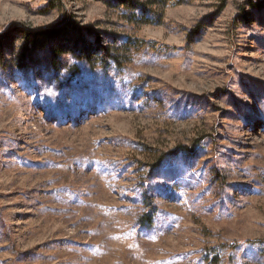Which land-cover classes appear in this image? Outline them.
Masks as SVG:
<instances>
[{"label":"rangeland","instance_id":"1","mask_svg":"<svg viewBox=\"0 0 264 264\" xmlns=\"http://www.w3.org/2000/svg\"><path fill=\"white\" fill-rule=\"evenodd\" d=\"M0 264H264V0H0Z\"/></svg>","mask_w":264,"mask_h":264},{"label":"trees","instance_id":"2","mask_svg":"<svg viewBox=\"0 0 264 264\" xmlns=\"http://www.w3.org/2000/svg\"><path fill=\"white\" fill-rule=\"evenodd\" d=\"M222 1H224V0H222ZM56 33H57V32H54V31L52 32V31L50 30L48 34H49V36H51V35H54V34H56ZM39 35H46V34H45V32H42V33H39ZM26 39H27V38H26ZM26 44H28V41H27V40L25 41V45H26Z\"/></svg>","mask_w":264,"mask_h":264}]
</instances>
